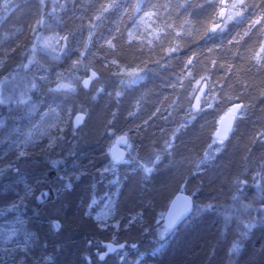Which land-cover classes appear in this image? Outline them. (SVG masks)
<instances>
[{"label": "trees", "instance_id": "1", "mask_svg": "<svg viewBox=\"0 0 264 264\" xmlns=\"http://www.w3.org/2000/svg\"><path fill=\"white\" fill-rule=\"evenodd\" d=\"M0 2L12 8L1 21L0 35L15 25L21 27L17 39L12 40L9 47L18 39L32 35L31 29L41 17L58 22L68 14V8L62 7L63 0ZM204 11L203 8L195 9L193 16L198 17ZM217 39L222 38L212 34L202 43L207 46ZM17 60L18 56L12 54L10 64ZM154 81L149 78L116 96L113 76L105 75L93 83L89 93L81 91L79 96L69 100L57 96L44 101L48 107L71 106L75 115L83 114V119L79 121L77 116L72 119L64 137L65 141L70 139L76 143L78 153L82 154L79 172L71 178V188L58 192L55 202L53 199L39 201L34 194L22 208L26 229L35 234L32 253L52 256L51 260L41 264H122L114 252H108L114 236L118 238L119 250L138 248L142 251H150L157 241L170 238L168 247L160 255L150 256L155 264L232 263L228 249L241 229L243 219L251 218L255 208L264 205V180L255 171L264 159V134H261L264 132L260 131L264 121L256 120L254 117L259 113L252 110L223 145V150L211 160L220 139L218 128L214 135L212 132L215 122L211 117L215 112H204L184 124L185 110L169 107L176 90L169 85L159 86ZM98 84L103 85L102 91L97 92ZM0 85V101H3L0 116L24 121L28 114L23 105L31 101L28 99L30 89L14 75L0 80ZM151 89L154 93L159 92L158 109L147 124L140 127L136 138L133 134L129 136L138 143V157L131 159L132 168L122 165L124 161L118 163L122 165V188L117 200V215L127 219L138 212L142 220L122 224L121 230L112 232L109 228H101L85 209L100 170L111 160V144L106 138L111 121L117 122V127L128 122L138 99ZM93 93L97 95L96 100L91 98ZM70 160L69 164L74 162L73 158ZM25 170L47 171L50 181L41 189H48L53 195V181H58L56 188L64 182L60 172L40 159L19 162L17 173L20 175ZM178 191L192 194L196 209L170 237L172 233L165 228L164 222L157 223L156 217L167 209ZM235 264H264V221L254 228Z\"/></svg>", "mask_w": 264, "mask_h": 264}, {"label": "clouds", "instance_id": "2", "mask_svg": "<svg viewBox=\"0 0 264 264\" xmlns=\"http://www.w3.org/2000/svg\"><path fill=\"white\" fill-rule=\"evenodd\" d=\"M62 7L68 14L57 24L41 17L34 36L0 48V80L14 75L26 83L37 120L49 111L48 97L89 93L105 75L166 69L176 90L169 107L193 119L215 112L213 135L230 121L221 145L252 110L264 121V0H63ZM199 8L204 13L193 16ZM212 34L222 39L204 46ZM14 53L18 60L10 64Z\"/></svg>", "mask_w": 264, "mask_h": 264}, {"label": "rangeland", "instance_id": "3", "mask_svg": "<svg viewBox=\"0 0 264 264\" xmlns=\"http://www.w3.org/2000/svg\"><path fill=\"white\" fill-rule=\"evenodd\" d=\"M121 4H127L128 0H120ZM12 8L5 7L0 2V25L1 21L9 14ZM50 24L55 25L58 22L44 18ZM35 23L31 29V34L35 35L37 28ZM21 32V27L15 25L9 32L0 35V48L9 47L12 40L17 39ZM166 69H161L160 74L145 70L143 73L127 77H114L116 87V96H121L123 90L139 84L149 78H153L158 85L167 86L173 83L171 77L165 78ZM1 87V85H0ZM152 92V93H151ZM119 93V95H118ZM159 92L154 93L146 91L136 102L128 122L124 121L123 125L117 122L113 124L106 133L109 145L120 134H127L136 138V133L140 132V127L146 125L148 119L154 114L160 104L158 99ZM22 107V106H21ZM27 109V117L24 121H17L16 118L8 119L6 116H0V263L1 264H41L43 261L52 259L51 254L42 253L34 255L31 248L34 245V232L26 229L23 218V206L26 205L28 198L36 194L39 201L53 199L55 202L58 192L65 188H71V178L79 172L81 166L80 160L82 154L78 153L76 143L65 141V133L69 122L76 118V112H73L71 106L54 105L49 107L39 120L36 119L38 108L32 101L23 105ZM170 109H178L177 105H172ZM208 112V111H207ZM35 115V117H33ZM184 124L192 122L193 114L185 110ZM34 118V119H33ZM242 120L237 122V127ZM264 134V133H261ZM260 134V135H261ZM258 135V137L260 136ZM218 140L214 155L223 148ZM108 145V147H109ZM128 159L122 165L126 168H132L131 159L138 157V143L136 139H130L127 145ZM73 158V163L71 162ZM30 159L44 161L50 167L55 168L60 175H63L64 182L56 188L58 181H53L54 195L48 192V189L42 190L41 187L50 181L46 172H37L25 170L20 175L19 162ZM32 164V162H30ZM121 165V166H122ZM121 166L113 160L104 163L100 170L97 181L94 183L93 193L86 206V214L93 217L98 225L104 229H111L112 232L121 230L122 224H129L136 220H142L140 213H133L127 219L117 215V200L122 188ZM255 171L261 174L264 180V159L260 160ZM81 172V171H80ZM45 192V193H44ZM43 193L46 197H44ZM254 208V206H252ZM196 209V208H195ZM165 211H160L157 215L156 222H164ZM264 221V205L255 208L251 218H244L241 229L238 230L237 236L230 247L234 250L231 253L232 263L235 264L237 257L242 251L246 240L250 237L254 228ZM177 231H170V237ZM112 241L118 242L117 236ZM170 238L157 241L156 245L150 251H142L138 248H124L117 250L114 254L120 259L122 264H155L150 256L160 255L169 245Z\"/></svg>", "mask_w": 264, "mask_h": 264}, {"label": "water", "instance_id": "4", "mask_svg": "<svg viewBox=\"0 0 264 264\" xmlns=\"http://www.w3.org/2000/svg\"><path fill=\"white\" fill-rule=\"evenodd\" d=\"M83 114L79 113L77 120L81 121ZM229 120L225 118L217 130L218 137L222 140L224 134L229 127ZM129 142V136L125 133L118 135L112 145L110 146V153L112 159L116 163L125 161L128 155L127 145ZM196 208L195 197L185 191L176 192L171 198L169 205L164 215V226L168 231H173L178 226L188 219ZM116 248L114 244L109 245V251H113Z\"/></svg>", "mask_w": 264, "mask_h": 264}, {"label": "bare ground", "instance_id": "5", "mask_svg": "<svg viewBox=\"0 0 264 264\" xmlns=\"http://www.w3.org/2000/svg\"><path fill=\"white\" fill-rule=\"evenodd\" d=\"M113 142H114V141H113ZM113 142H112V143H113ZM112 143H111V145H112ZM111 145H110V146H111ZM109 152H110V148H109ZM110 156H111V153H110ZM111 160H113L112 157H111ZM113 161H114V160H113ZM114 162H115V161H114ZM110 244H114V245L116 246V248H115L113 251H109V249H108V252H109V253H112V252L115 253L117 250H119L118 245H117L116 242L111 241V242L109 243V245H110Z\"/></svg>", "mask_w": 264, "mask_h": 264}, {"label": "snow or ice", "instance_id": "6", "mask_svg": "<svg viewBox=\"0 0 264 264\" xmlns=\"http://www.w3.org/2000/svg\"><path fill=\"white\" fill-rule=\"evenodd\" d=\"M229 124H230V121H229Z\"/></svg>", "mask_w": 264, "mask_h": 264}]
</instances>
